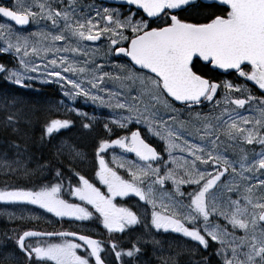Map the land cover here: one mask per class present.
Masks as SVG:
<instances>
[{
	"label": "snow or ice",
	"instance_id": "snow-or-ice-1",
	"mask_svg": "<svg viewBox=\"0 0 264 264\" xmlns=\"http://www.w3.org/2000/svg\"><path fill=\"white\" fill-rule=\"evenodd\" d=\"M193 6L0 0V80L69 101L40 120L0 94V264H176L158 236L183 239L189 264H264V0ZM36 144L49 155L28 169ZM41 218L60 227L16 224Z\"/></svg>",
	"mask_w": 264,
	"mask_h": 264
},
{
	"label": "trees",
	"instance_id": "trees-1",
	"mask_svg": "<svg viewBox=\"0 0 264 264\" xmlns=\"http://www.w3.org/2000/svg\"><path fill=\"white\" fill-rule=\"evenodd\" d=\"M204 2L197 1L195 2V6L191 7L188 9L186 13H184L186 16L192 19L200 18L202 19L205 15L208 14L211 9H208L203 6ZM7 57V56H6ZM11 57H8L7 61H10ZM5 60V62H7ZM222 78H228V77H222ZM230 79L236 80L235 77H231ZM251 86V85H250ZM35 87L39 88L38 93H33L31 89H18L14 85H6V83L3 80H0V94L4 93H10V94H24V99L26 100H35L37 101V106L39 109V115H40V120H43L45 116L48 114L47 109L49 106H55L57 102L61 99H65V103H69L66 98L61 97L60 91L57 85H39L37 84ZM258 94V92H257ZM86 111L89 113L92 112L91 108H85ZM56 114H62L61 113H56ZM38 130H39V122H37L34 125L33 131L38 135ZM72 135L79 141L81 137L79 136L78 133H72ZM90 144L91 141L89 139H84L83 140V146L86 151H90ZM3 145H4V140L0 138V151H3ZM30 151H32L35 159H27L25 161V164L28 169H36L37 168V161L41 160L44 157H47L49 153L40 148L39 144L33 145L30 147ZM8 152V157L9 159H12L14 157L13 151L11 149L7 150ZM87 171V167L85 168ZM5 179L4 175L0 173V181H3ZM39 179L37 176H33L32 180L35 181ZM27 178L20 175L15 179H10L9 183H26ZM6 224V220H0V228L1 231L4 229ZM16 224L20 225L21 227L28 228V227H36L45 231L52 230L53 228H58L60 227L59 225H55L52 223H49L48 221H33V222H20L18 221ZM9 227H12V224L8 225ZM64 227H68L67 225H64Z\"/></svg>",
	"mask_w": 264,
	"mask_h": 264
},
{
	"label": "flooded vegetation",
	"instance_id": "flooded-vegetation-1",
	"mask_svg": "<svg viewBox=\"0 0 264 264\" xmlns=\"http://www.w3.org/2000/svg\"><path fill=\"white\" fill-rule=\"evenodd\" d=\"M5 60L7 61L8 57L0 56V62H5ZM72 227H76V225H73ZM87 231L97 235L99 234V230L95 226L88 227ZM158 239L162 241L161 249L164 256L173 257L176 260V264H189L190 260L199 259L198 256L193 257L186 251L188 245L185 244L183 239L172 240L171 238H166V236H158ZM166 248L168 249L167 253L164 251ZM183 250L184 252H182ZM155 258L156 256L153 255V259ZM214 259L219 260L218 257H215Z\"/></svg>",
	"mask_w": 264,
	"mask_h": 264
},
{
	"label": "rangeland",
	"instance_id": "rangeland-1",
	"mask_svg": "<svg viewBox=\"0 0 264 264\" xmlns=\"http://www.w3.org/2000/svg\"><path fill=\"white\" fill-rule=\"evenodd\" d=\"M0 22H2V21H0ZM29 29H32V30H34V26H32V25H30L29 27H28ZM52 85H55V84H52ZM110 87H111V85H110ZM69 102V101H68ZM77 105H81L82 107H83V109L85 110V108L87 109V108H91V110L93 109V106L92 105H90V104H82L81 103V100L78 98L77 99V101L75 102ZM246 108H247V106H246ZM96 113L99 115V114H101V113H106V112H108L109 110L108 109H104V108H96ZM239 111L243 114V115H246V116H250V114L246 111V109H239ZM154 139V142L155 143H157V144H159L160 143V141L159 140H155V138H153ZM245 147L249 150V156H250V158H251V156H252V154H253V152H259L260 150H261V148H260V146L259 145H245ZM178 154V153H177ZM0 207H2V206H0ZM37 214H39L38 212H37ZM0 220H4L5 221V219L4 218H2V217H0ZM33 222V221H37V220H24V221H20V222ZM38 221H47V219H45V218H41V219H39ZM18 222V221H17ZM16 222V223H17ZM0 231H1V228H0ZM237 235H242V233H240L239 231L237 232ZM164 251L167 253L168 252V249L166 248V249H164ZM182 252H184V250L182 251ZM218 259H219V257H218Z\"/></svg>",
	"mask_w": 264,
	"mask_h": 264
},
{
	"label": "water",
	"instance_id": "water-1",
	"mask_svg": "<svg viewBox=\"0 0 264 264\" xmlns=\"http://www.w3.org/2000/svg\"><path fill=\"white\" fill-rule=\"evenodd\" d=\"M103 1H106V2H109V3H113V4H119V3H121V0H103ZM196 1H202V2H204V0H195V2ZM209 2H210V0H209ZM30 26V25H29ZM28 26V27H29ZM98 43V42H97Z\"/></svg>",
	"mask_w": 264,
	"mask_h": 264
}]
</instances>
